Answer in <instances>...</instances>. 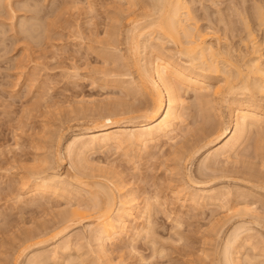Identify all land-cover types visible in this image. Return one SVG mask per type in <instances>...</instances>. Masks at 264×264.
Returning <instances> with one entry per match:
<instances>
[{"label":"rangeland","instance_id":"rangeland-1","mask_svg":"<svg viewBox=\"0 0 264 264\" xmlns=\"http://www.w3.org/2000/svg\"><path fill=\"white\" fill-rule=\"evenodd\" d=\"M1 1L0 264H31L34 261V264H225L222 261L223 250L228 247L226 243L229 241L233 242V246L236 242L233 248H228L233 250L228 251H234L232 256H238L237 264H264V126L261 131L257 129L252 134L248 133L229 161H225L224 157L206 160L207 153L196 154L192 160L190 154L198 143L197 146H203L209 139L213 140L208 135L212 130L215 131L218 124L221 127L227 123L228 105L234 109L245 104L261 107L260 111L264 113V90H259L257 94L254 91L252 94L255 97L250 92L249 95L245 92V95L243 91L235 90V95L230 94V97L219 95V98L210 94L201 99L199 97L197 101L198 95L185 87L180 92L181 99L185 102V125H181L180 132L182 130L183 133L178 134L177 142L162 140L160 145L159 142L147 147H127L129 150H119L114 146L105 150L106 152L95 148L84 153L85 156L82 154V158L78 157L81 150L76 149L73 151L76 155L72 152V158L71 155L68 157V142L84 134L85 129L93 128V124H103L105 116L114 115L117 111L119 116L115 114L116 116L112 117L114 120L126 122L130 119V122L136 120L139 123L143 121L139 117L142 112L153 107L152 97L140 84L138 67L133 66L136 52L133 53L132 50L134 43L132 32L129 31L131 25L128 23V16L133 14L130 9L134 10L133 17L144 24L141 26L143 29L145 23L153 18L154 8L158 9L156 2L134 0L137 3L135 6L136 3L130 0L134 3V8H131L132 5L129 3L128 7L127 0H11V4L5 0ZM186 3L191 10L190 17H194V20L191 18L187 21L188 24L185 22L186 26H194L192 30L195 33L198 31L207 34L208 44L211 43L213 48L216 47L217 51L221 52L220 61L217 60L221 74L207 73L206 78L212 87H223L227 84L224 78L227 75H224V72L227 74L226 70L230 64L233 65L230 72L228 69L229 74L233 75L235 71V74L237 73L236 69L233 70L237 65L236 68L241 66L240 70L246 72L244 65L252 58L250 56H253V52L250 55L253 44L252 38H247L248 32L255 34L256 41L264 40V31L262 25L259 26L257 14L260 8L264 10V0H186ZM155 15H158V12ZM153 29H145L144 33L148 39L141 38V45L145 46H142L141 52L139 50L142 59L140 62L143 61L139 63L140 67L147 66L152 58L155 60L154 57H164L188 70L194 68L188 57L181 54L182 45L167 39L165 41V38L158 34L159 31ZM149 39L151 40L148 41ZM185 39L184 37L181 40L185 42ZM144 40H147L149 45H146ZM161 42L164 44L160 45ZM181 42L184 44L183 41L179 43ZM261 49L264 67V47ZM222 60L229 61V65ZM262 82L264 84V78ZM226 87H223L224 94ZM250 97L254 99L251 100ZM204 98L207 101L203 102ZM221 98L225 101H221ZM129 110L131 113L124 115V112ZM133 117L138 120L132 119ZM205 117L213 119L212 122L206 123ZM258 131L263 136L261 133L258 135ZM186 143L190 145L189 148ZM76 156L83 165L86 162L89 164L85 165L86 169L82 164L79 165L80 161L75 160ZM99 166L104 168L102 170L105 175L98 169ZM42 169L47 170L48 174H52L53 169V173L63 177L66 175L68 180L69 177L76 178L75 176L80 174L78 177L87 184L91 181L103 184L106 180L102 175L108 176L111 180L114 179L112 181H115L117 186L125 184V187H122L130 189L129 191L138 196L137 203H140L138 204L143 214V207L149 203L152 206L151 218L145 217L146 213L138 215L142 214L137 212L138 208L135 213L137 218L128 219V230L121 236L118 235L114 242L106 241L109 258L103 261L98 258L97 242L91 239L93 237L87 228L90 222L84 221L75 225L76 227L72 226L67 234L63 233L57 237L54 235L60 230L57 227L64 213L73 203L85 202L83 205H87L91 195L98 189L97 184H90L91 187L96 186L92 189L90 185L83 189L84 186L81 187L79 183L78 186L76 182L81 179H71L76 182V189L80 187L79 193H84L83 199H80L82 196H77V193L72 194L73 197L62 194L59 198L51 192L40 193L37 195L38 199L36 196L29 198L26 190L34 184L30 180L25 186L23 179L31 178L30 173L43 171ZM81 171L88 177H83V174L81 176ZM211 171L215 174L212 175ZM249 174L253 175L250 177ZM199 183L203 185L199 186ZM113 188L115 197H119ZM224 190L225 192H222ZM213 191L215 197H211ZM74 192L77 191L74 189ZM205 194L210 196L208 200ZM220 194L227 199L225 203L224 199L221 200L223 197H219ZM41 195H45V200L42 201ZM99 195V200L105 204L103 202L106 198ZM75 197H80L78 202ZM218 201L224 204L219 205ZM88 205L90 207V203ZM92 206L89 211L87 209L89 214L95 212L90 211ZM245 208H252L254 212H246ZM143 216L151 220V224L147 222L150 225H147L148 231L145 223L147 220L142 221ZM53 227H56V232H52ZM137 228L138 233L140 228L145 232H141L139 236ZM48 229L51 231H47V236H44L47 240H44V244L30 248L29 246L39 239L25 243L29 234H41ZM230 243L229 246H232ZM25 246L29 249L26 252L23 250L25 257L22 255L20 259Z\"/></svg>","mask_w":264,"mask_h":264},{"label":"bare ground","instance_id":"bare-ground-1","mask_svg":"<svg viewBox=\"0 0 264 264\" xmlns=\"http://www.w3.org/2000/svg\"><path fill=\"white\" fill-rule=\"evenodd\" d=\"M5 1L8 4L9 3L10 4L12 3L11 0H5ZM127 1H128V3H127L128 4V7L130 5L136 3L134 0H133L134 3H132V1H130V0H127ZM154 1L156 2L155 6H157L158 9L155 6H152V7H155L154 8L155 10L153 11V8H151L152 9L151 11H153V13H154L153 15L156 16V17L152 16L154 19L152 18L153 20L150 19L151 20V21L149 20L150 22L145 23L146 26H147V28H150V30H151V28L152 29L153 28H156L159 31L158 32L156 30L158 32V34L160 33L163 36V39L165 38L164 39L165 41L167 39V40H169V42H171V41L172 42H176V43H178V45L180 44L182 46L184 44H187V46H185V45L183 47L181 46V49H183L181 51L183 53H181V54L182 55L185 54V56L188 57V61L191 62L190 64H192L194 66V68H197V69H194V68L192 69V67H191L190 68L191 70L190 69L188 70L185 67L179 65V63L177 65L176 63L172 62L170 59H166L164 57H157V58L154 57L155 60H153V58H152V60H150L151 62H149V63H148L147 60H146L147 61L146 62L145 59H143L144 62H146V64L148 63V65L147 66H144L142 64L143 65L142 66L143 68L140 67L141 65H139V63L141 64V63H143V61L140 62L142 59L140 58L141 56H139V54H140L139 53V50L140 49L142 50V46L143 47L145 46V44L141 45V38L142 37H144V38L146 37L145 36L146 35L145 34L146 33L145 32L146 31L145 29H147V28H145L146 27L145 26V27H143V29H141V26H143L144 24L139 23L140 20L138 21L137 18L135 19V16L133 17L134 10L130 9V11H133V14H129V15H132V16H128L129 17L128 23H130V25H131L129 31L132 32L131 33L132 35L131 34H129V35L132 36V40H133V43H134L133 47H134L135 51H134V49H132L133 50V53L136 52L135 53L136 55H134L135 56V58H134L135 61L133 60L134 61V65L133 66H137L138 67L137 73L139 74V79H140V82H141L140 84H141L143 90H145L147 92V94L149 92L150 96L152 97L151 98L152 103L154 102L153 103L154 105H153V107L151 105L152 108L150 110H148V111L145 110L146 111L145 114H144L145 111L144 112L141 111L142 112V115H141V113L138 112L141 115V116H139V117H141L140 119H143V121L142 122L140 121L139 123H137L138 121H136V120H135L136 122L134 120H133L134 122H132V121L130 122L129 121L130 119H127L128 121H126V122L123 121V120L122 121L121 120L120 121H116V120H119V119H116L115 117L114 118L116 120H114L112 118L113 116H116V115L119 116L118 115L119 112H118V114H116V112H117L116 110H114L116 112L113 111L114 112V115L111 114V116H105V118H104V115H103V118H104L103 124L100 125V124L97 123L98 126L95 125V124H93L94 126L91 125L93 128H90L89 127V129H87V130L85 129V133L83 132L84 134H82L79 137L75 138V140L73 139L72 142H70V143L68 142V150L65 147L66 148L65 150L68 151L67 152L68 153L67 154L68 157H69V155H71L70 157L72 158V152L74 150H76V149L82 151V152L81 151L79 152L81 154H79V156H78V157L82 158L81 157V156H83L82 154L86 153L87 151H91L92 149H95V148H99V149H102V151L103 150L105 151V150H109L110 147H114L115 146V147H117L116 149H119L120 150L122 148H125L126 149L127 147H135V146H144V147H147L149 144H155L156 145L159 142H160L159 143V145H160L162 140L163 141L164 140L165 141H170L172 143L177 142V139L179 138V135L178 134L183 133L182 130L180 132V128H182L181 125L182 124L185 125L184 124L185 120H183V118H184L183 117V114H184L183 110L185 111V106H184L185 102H183V98L181 99V96H180V92H182L185 87H186V90L188 89L189 91H192L194 94L196 93L198 95V96L195 95V97L197 96L196 97L197 101H198V98L199 97H200L199 99H201V98H203V97H205L207 95L210 96V94H212L211 96H214V97H217V96L219 97V95H221V96L223 95L224 98H226L227 96L230 97V94L231 95L234 94L233 92L235 90H238L240 92L243 91L244 94H245V92L246 93L250 92L252 94L254 91H255L254 93L257 94L259 90L260 91L262 90V92H263V90H264V84H263L262 80L264 78V67L262 66L263 63L261 61L260 49H261V47L262 48L264 47V40L262 42H258V41H256V37H254L255 34L253 35V33L248 32L249 35H248L247 38H249V39L252 38L251 39L252 42L251 41H249V42H251V44H253V45H251V46H253V51L250 52V55L253 52L252 53L253 56H250L252 58L249 59V61H247V63L244 65L246 67L245 68L246 69V72L244 71L245 73H243L242 69L240 70V67L241 66L238 67V68H236L238 65L236 66L234 64V66H236V67H233L234 68L233 70L236 69L237 70V73L235 74L236 71L235 72L232 71L234 74L233 75L232 74H229L230 70H232L230 68L233 65V64H230L229 68H227V70H226L227 71V74H225V72H224V75H227V77L224 76V78L226 80L225 81V84L227 83L226 85H228L227 87H226V85L223 86L224 88L226 87V89H225V91H226L225 93L226 94H224V90H223L224 88L222 86L221 87L220 86L212 87V84H210L209 81L206 78V75L208 76L207 73H212V74L215 73L214 75H216V74H219V72H220V74H221L222 71H220V67H218L219 64H218V61H217V60L220 61L219 58H221V52L218 50L220 52L219 53L217 51V48L216 47H215L216 49L213 48L210 45L211 43L208 44V41H207V38L208 37L206 36L207 34L205 35V34H202L201 32H199V33H201V34H199L198 31H197L196 33H198V34L196 35L195 31L193 32V30H192V29H194V26H192L193 28H190L191 27L190 25H189L190 27H187L186 26L185 22L188 24L187 21H189L191 18L194 20V17H190L191 16V12H190L191 10H189V7L187 5L188 3H186V0H154ZM154 1H152V2L155 3ZM129 3H130V5H129ZM136 5H137V3L135 4V6ZM7 6H10V5H7ZM131 8H134L133 5H132ZM157 10H159V11H157ZM155 11L158 12V15H155V13H156ZM257 12H258L257 14H258L259 26L262 25V28H263V31H264V10L262 8H260L259 10H257ZM129 13H132V12H129ZM245 23H246V20H245ZM140 24H142V25H140ZM247 26H248V24H247ZM195 29H196V27H195ZM153 30H155V29H153ZM184 37L186 38L185 39V42H184V40H181L182 38L184 39ZM159 38H160V36H159ZM150 40L151 39H149L148 41H150ZM145 41H146V45H149V44H147V40H144L143 42H145ZM180 41H183L184 44H182V42L179 43ZM162 43L163 42H161L160 45ZM246 46H247V44H246ZM145 49H146V47H145ZM141 50H140V52H141ZM219 54H220V56H219ZM258 54L260 55V57H259ZM224 55L225 54H223V56ZM112 56H114V55H112ZM161 56H163V55H161ZM143 57H144V55H143ZM222 61L225 62L226 59H225V61L224 60H222ZM228 62L229 61L225 62V64L226 63L228 64ZM244 66H243V68H244ZM137 67H135V68H137ZM144 67H146V68H144ZM228 69H229V72H228ZM138 70H139V72H138ZM121 86H123V85H121ZM134 88H136V87H134ZM134 90H136V89H134ZM131 92H133V91H131ZM185 93H187V92H185ZM189 93H191V92H189ZM248 95H249V93H248ZM253 97H255V96L253 95ZM223 99L221 101H223ZM250 99H251V97H250ZM253 99H251V100H253ZM204 100L207 101L206 98L203 99V102H204ZM224 101H225V99H224ZM228 103H230V101ZM84 105H86V104H84ZM202 105H203V103H202ZM205 105H208V104H205ZM246 105L247 104H245L244 106H238L237 105L238 107L236 109L232 108L231 105H228L227 106V109H228V119H227V123L225 122L224 123L225 125L223 124V126H221V127L218 126L219 124L217 126L215 125L217 129L215 128V131L212 130L211 131L212 133L210 132L211 134L209 133V135H208L210 138L212 137L213 140H210L209 139V141L207 143H205L203 146H201V145L200 146H197L199 143L196 145V147L193 146L195 148H194V151L192 150L193 152L190 153V154H192L191 159L193 160V158L195 157L196 154L198 155V154L207 153L208 154V157H206L207 159L205 158L206 160H210L211 158L214 159V158H219V157L220 158L221 157L223 158L224 157V160L225 161L226 160L229 161V158L231 157V155L233 153L235 154L236 150L240 147L241 144H243L242 141H243L244 138L246 139V135L248 133H250V132L252 134L254 130H257V129L260 130L264 126V116H263L264 113H262L260 111V108L261 107L260 108H257L255 106H250V105L246 106ZM88 106H90V105H88ZM205 107H204V109H205ZM93 110H96V109H93ZM206 110H208V109H206ZM108 111H109V109H108ZM125 113H127V115H128L129 113H131V110H129L128 112H124V115H125ZM132 113H133V111H132ZM102 114H106V113H102ZM207 114H209V113H207ZM99 116H100V114H99ZM184 116H185V114H184ZM203 116H204V114H202V117ZM100 118L99 119L102 121V116H100ZM135 118L137 119V117H135ZM135 118L133 117L132 119H135ZM205 118L207 119V122L205 121L206 123H209L210 121L212 122V120H213V119L212 120H209L210 117H209V119L207 117H205ZM203 123H204V121H203ZM222 123L220 125H222ZM206 125H208V124H206ZM263 129L264 128H262V130ZM205 130H206V127H205ZM184 132H186V131H184ZM203 132H201V133H203ZM260 133L261 132H259L258 135ZM261 135H262V133H261ZM204 137H202V138H204ZM175 139H176V141H175ZM170 142H168V143H170ZM163 145H164V143H163ZM174 145L175 144H173V147H174ZM189 146L190 145L187 144V147L188 148H189ZM136 148H138V147H136ZM190 150H191V147H190ZM77 151H76V153H77ZM74 152H73V154L76 155ZM103 154H104V152H103ZM87 155H89V154H87ZM84 156H85V154H84ZM188 156L189 155H187L186 157H188ZM78 157L75 160H78ZM80 158H79L78 161H80ZM81 160H83V159H81ZM70 161H71V159H70ZM85 161H86V158H85ZM85 161L83 163H85ZM80 162H78L79 165L82 164V161H80ZM204 162H205V160L203 161V163ZM208 162H206V164H208ZM72 164H70V165H72ZM206 164H204V165H206ZM85 165L88 166L89 164H87V162H86L83 165L84 168L86 167ZM92 165H93V163H92ZM77 166H78V164H77ZM83 166H81V167L83 168ZM73 167H74V164H73ZM75 167H76V165H75ZM84 168H83V170H85L87 167L85 169ZM102 168L100 167L98 169H101L102 170ZM214 168H217V167L214 166ZM73 169H75V168H73ZM77 170L79 171V169H77ZM88 170H91V169H88ZM216 170L214 169V171H216ZM92 171H93V169H92ZM47 172H48L47 170L46 171H44V170L41 171L40 170V172L36 171V173L34 171V173H30L32 179L30 177L26 179L27 181L25 179H23V182H24L25 186H27L31 181L34 184L33 187H28L29 190H26L27 191V194L29 195V198H32V197H35V196L37 197V195H39L40 193L44 194V193H48V192H51L53 195H56L57 197H59V196L61 197L62 194L63 195L68 194L69 196H72V194H74V193L75 194L77 193L76 195L77 196L78 195L80 196L81 193H82V192L79 193L80 192V187L76 189L75 188L76 186L74 187V183L75 184H76V182H77V184L79 183L81 187L84 186V187H82L83 189L85 187H88L90 184L91 185L92 184H95V185L97 184L96 186L98 187V189H97V191H95V193L96 192L97 193L96 194L95 193L92 194V192H90L92 194L91 195V198L89 197L90 195L87 192H89L92 188H94L96 186L91 187V185H90L91 189L89 187L90 190L88 189L89 191L86 192V194H88L89 195L88 197L90 198L89 199L87 197L90 200V201L87 200V202L89 201L88 203L86 202L87 205H85V206L83 205V204H85V202L84 203H81V204L80 203H78V204L75 203L76 205L73 203L74 205L72 204L71 207H70V209H68L67 212L64 213V216H62L63 218H62L61 222L58 224V227L57 228L60 229V230H58L59 232H56L55 231L56 227H53V229H51V230H52V232H54V231L56 232V234H54V235H55V237H57V235H61L63 233L64 234H67L68 231L71 230V227L72 226L74 227L75 225L76 226L78 224L80 225V223H82L84 221L85 222H90V224L88 225L89 227L87 226V228L90 230V234H91L90 236L93 237L91 239H93V241L95 240L97 242V246L96 247L98 248L97 249V251H98V258L101 259V260H103V261L105 260V258L108 259L109 257H107L108 256L107 255V249L105 247L106 246L105 245L106 244V241L107 242L109 241V242L112 243V242H114L117 239L116 237H118V235L121 236V234L125 233V231L128 230V227H127L128 221L130 220V218H132V219H133V217L137 218L135 216V213L138 210V208H139V211H137V212L138 213L139 212L142 213L140 211L142 209V208L140 209V206H139L140 203L139 202H138L139 204L137 203V200H139V199H137L138 196H136L133 191H129L130 189L129 190L128 189H125L124 188L125 187L124 186L125 184L122 185L124 187H122V186L119 187L121 184L119 186H117V184L114 183L115 181H112L114 179L111 180V178H109L108 176L104 177L105 174H104V171L103 170H102V172H103L104 175H102V174H99V175H102V178L104 180H106L105 183H107V184L103 183L104 185L101 184L102 182H98V181L97 182H94V183L92 181H91L92 183L89 181L90 184L84 183L85 181L82 180L81 178H79L80 177V174H78L79 177L78 176H75L76 178H74V177L73 178L75 179L74 181H76V179H81V180L80 181L77 180L76 182H74L73 180H71L73 178H70L69 177L70 180H68V178L65 177L66 176L65 174H64L65 176L63 177L62 175H59L56 172L53 173V169H52V174H48ZM88 172L89 171H87V173ZM99 172L102 173L100 170H99ZM113 172L114 171H111V173H113ZM212 172L213 171H211V173ZM216 172H219V171H216ZM115 173H117V172H115ZM82 174L84 175L85 173L82 172L81 173V176H83ZM90 174H91V172H90ZM214 174L215 173H212V175H214ZM253 174H251V176ZM110 175H112V174H110ZM249 176H250V174H249ZM83 177H88V176H85L84 175ZM91 177H92V174L90 175V178ZM98 177L101 178L100 176H98ZM84 179H86V178H84ZM86 180H89V179L87 178ZM120 181H122V180H120ZM120 181H119V183H120ZM79 184H78V186H79ZM202 185H203V183H201L199 186H202ZM113 187L116 189L115 192L118 193V195H119V197H117L118 200L115 197L116 194L113 192L114 190H112ZM26 189H27V187H26ZM74 189L77 192H74ZM94 190H96V189H94ZM94 190H93V192H94ZM81 191H82V189H81ZM214 192L215 191H213L212 195L209 192L210 195H211V197L214 196L213 195ZM222 192H225V190L222 191ZM228 193H230V192H228ZM228 193H227V197H228ZM46 195H48V194H46ZM68 195L66 197H68ZM98 195L99 196L102 195V196H104L106 198V200H105L106 202L103 200L104 201L103 203H105V204H102V201L99 200ZM198 196H200V195H198ZM41 197H43V196L41 195ZM44 197H45V195H44ZM44 197H43V199L41 198L42 201L45 200ZM104 197H102V199ZM209 197L207 196V200H208ZM216 197H218V196H216ZM219 197H223V196H221V194H220ZM219 197H218V199L220 200ZM78 198H80V197H78ZM195 198H197V197H195ZM36 199H38V197ZM36 199H34V200H36ZM74 199H76V197ZM77 199H76V202H78ZM80 199H83V196ZM212 199H214V198H212ZM223 199H224V197L221 198V200H223ZM197 200H198V198H197ZM226 200L224 199L223 202L225 203ZM194 201H192V202H194ZM215 201H217V200H215ZM220 201L217 202V203H219V205L221 203H223V202H220ZM20 202L22 204V201H20ZM67 202H69V201H67ZM71 202H73V201H71ZM89 203H90V207H88L89 206L88 205ZM91 206H92V209L90 211H92V210L95 211V212H93L94 214H91L92 212L89 214V212H88L89 209L91 208ZM151 207L152 206L149 203H147L145 205V207H143L144 208L143 209L144 210V214L145 213L147 214V215L145 214L146 215L145 217H147V216L149 217L151 215V213H150V211L152 209ZM87 209H88V211H87ZM244 210L246 212H249V211H251V213L254 212V209H252V208H251V210L250 209H246V208ZM144 214L142 213V214H138V215H144ZM90 215H92V216H90ZM145 217L144 216L142 217V219H143L142 221L147 220V221H145L146 226L147 225L150 226L149 224H151L150 223L151 220L150 219H147V218L145 219ZM150 218H151V216H150ZM141 223H143V222H141ZM146 226H144V227H146ZM148 226L146 227V230H147V228H149ZM51 230L48 229V230H46L44 232H41V234L40 233L39 234L38 233H35L33 235L32 234H29L28 237L26 236L27 239L26 240L24 239L25 240V243H27V242L29 243V241H32L33 242L34 240L39 239L38 241H34L33 242L34 244H31V242H30L31 245L30 246L28 245V246L31 248L33 245H35V246L36 245H38V246L39 245H42V243L44 242V240L47 242V240L44 239V236H47V233L50 232ZM138 230L139 229L137 228L136 232ZM143 231L145 232V230H143V229L140 228V232L139 233L137 232V234L139 235V234H141V232L143 233ZM41 237H43V239ZM52 238H54V237H52ZM235 241H237V239ZM229 243H230V241H229ZM229 243L228 242L226 243V245L228 244V247L227 248L225 247V249L223 250V260L222 261H224L225 264H237V263H239V262H236L238 256L237 257H234V256H232V253L234 251H232V253H229V251H228V250L231 251V249L235 246L236 242H234V246L232 245L233 244L232 241L230 243V245H232V246H229ZM27 247L25 246L22 249V251L24 250L26 252V250L29 249V247L28 248ZM65 247L68 248L67 246H65ZM230 247H232V248L231 249H228ZM24 251L19 256L20 259L23 256L25 257V255H23ZM37 256H36V258H37ZM40 259H42V258H40ZM45 259H48V258H45ZM239 260L240 259H238V261ZM40 262H43V261L41 260ZM240 262H241V260H240ZM34 263H35V261H34ZM34 263H31V264H34ZM108 263L110 264V262H107V264ZM38 264H40V263H38Z\"/></svg>","mask_w":264,"mask_h":264}]
</instances>
